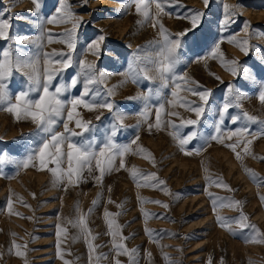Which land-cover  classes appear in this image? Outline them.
Listing matches in <instances>:
<instances>
[{
  "label": "rangeland",
  "instance_id": "obj_1",
  "mask_svg": "<svg viewBox=\"0 0 264 264\" xmlns=\"http://www.w3.org/2000/svg\"><path fill=\"white\" fill-rule=\"evenodd\" d=\"M68 4L80 24L76 33L74 63L58 80L70 83L80 70V60L94 62L97 74L101 71L107 74L104 84L93 86L101 92L97 100L105 98L115 105L113 112L78 109L83 119L91 120L96 126L93 132L85 133L84 138H95L97 148L102 146L105 136L111 132V124L115 122L114 113L119 112L125 119L124 126L118 128L114 137L115 142L130 145L139 136L137 144L132 145L133 149L137 145L142 146L154 157L155 165L145 158L146 153H129L124 157L126 167L104 175L102 182L95 178L99 172L93 168L91 174L85 170L83 179L65 190V184L52 183L53 178L47 171H38L34 167L21 169L15 163H0V264H64V260L72 264H90L84 235L68 222L87 213L90 208L93 210L87 216V223L96 237L91 242L99 246L91 264H115L116 260L129 264L127 256H117L114 251L107 220H115L122 236L127 238L120 240L117 237L118 243L138 250V264H264V243L247 242L250 229L241 231L233 223L231 226L236 230L233 234L217 222V215L236 218L242 210L249 217V222L264 233V202L260 199L264 196V182L254 181L244 170L245 167L252 169L258 174V180H264V160L245 155L243 144L236 149L243 159L237 160L235 153L227 147L235 143L237 137L225 139L224 143L211 139L218 135L217 125L221 136L247 127L249 138L264 128V125L249 123L243 117V112H248L264 121V104L258 99L264 86V0H209L207 7L203 0H178L175 4L164 5L168 14L159 19L171 33L191 27L189 19L185 18L191 12L199 10L204 13L198 28L183 38L182 46L177 50L180 62L176 72L178 75L187 74L203 88L211 89L212 95L200 123L183 128H180V117L195 119V113L179 106L173 108L168 103L176 99L171 95L172 86L156 95L158 80L153 82L142 75L135 82L129 78L130 66L137 67V57L140 58V68L152 69L153 65L148 60L155 57L159 48L156 44L161 39L159 26L152 27L151 20L138 24L137 21L143 18L136 13L132 0H68ZM225 5L237 12L227 25L224 24ZM58 6V0H41V8L37 12L32 0H0V18L11 22L10 39L0 40V53L9 47L14 55L17 49L40 57L53 50L66 52L65 44L48 43L47 35L50 33L54 40L64 39L63 33L71 28L70 23H44V39H38L41 21L54 15ZM152 12L155 13V5ZM100 36L104 40L100 43L99 56H93L88 45ZM233 36L248 40V55L227 42ZM25 38L36 43H13V40ZM221 41L220 47L226 58L239 61L237 76L226 71L218 59H203ZM82 80L81 77V83L65 93V98L71 99L82 92ZM125 80L127 82L122 83ZM22 85L23 78L15 75L9 83V90L16 94ZM229 85L235 90L231 95ZM114 86L115 94L108 97L107 89ZM149 89L152 95L147 104L151 115L144 122L140 113L146 102L135 97L148 96ZM236 92L244 97L239 102L240 107H230L221 123L223 105L226 100L234 101ZM35 96L33 94V98ZM179 96L199 103V97L188 92L181 91ZM160 104H164L166 112L180 113V117L164 115L163 119L174 121L182 136L197 131V138L185 145L184 151L170 134L176 129L167 124L159 129H149L148 124L155 123V110ZM101 113V119L96 120L95 117ZM235 116H240V119L233 123L231 118ZM70 127H75L74 123ZM57 130L63 131L62 125H58ZM35 131V125L30 121L16 122L11 114L0 111V159H24L37 147ZM249 147L256 157H264V137L254 140ZM185 152L192 154L186 155ZM36 163L38 165V161ZM119 163L120 158L117 157L116 168H119ZM133 166L144 174L156 173L158 180L165 183L156 188L137 187L128 171ZM218 177L232 191L210 185L208 178L215 180ZM139 182L144 183L143 180ZM165 187L170 194H166ZM208 192L240 201L241 206L222 207L214 212ZM94 200H98L95 205ZM142 200L160 201L168 207ZM77 204L79 212L75 208ZM105 210L119 215L105 217ZM145 212L150 214L147 218ZM57 225L66 228L67 232L58 237ZM146 228L152 230L151 235L146 233ZM73 237L78 238L73 240ZM14 242L27 247L16 249ZM18 250L25 252V257L17 256ZM148 253H151V258ZM100 254L106 258L97 262L95 257ZM164 254H167L168 261Z\"/></svg>",
  "mask_w": 264,
  "mask_h": 264
},
{
  "label": "snow or ice",
  "instance_id": "obj_2",
  "mask_svg": "<svg viewBox=\"0 0 264 264\" xmlns=\"http://www.w3.org/2000/svg\"><path fill=\"white\" fill-rule=\"evenodd\" d=\"M177 2L178 0H132V3L135 4L136 13L143 18L142 20H138L137 23L142 24L145 21L151 20L152 27L159 26L158 34L161 39L156 42V44L159 45V48L155 57L149 58L148 60V62L153 65L152 69L140 68L138 63L140 58L137 57V67L132 68L130 66L129 78L135 82L136 79L142 75L145 79L152 80L153 82L158 80L159 88L156 90V95H160L162 89L172 86L171 95L176 99L170 100L168 103L173 108L179 106L186 111L195 113V119H185L180 117V113L177 111L166 112L164 104H160L155 110V123L148 124L149 129L153 127L159 129L163 124H167L176 129V131L170 134L173 136V139L178 141L181 151H184L185 145L196 139L198 133L197 131H191L187 135L182 136L180 128L189 125L195 126L200 123L206 107L209 104L212 90L203 88L199 82L192 80L187 74L178 75L176 72L177 65L180 62L177 56V50L181 48L183 38L198 28L201 18L204 15V13L199 10L191 12L189 16L185 17L189 19L191 27L178 33H171L159 18L162 15L168 14L164 10L165 4H175ZM203 2L205 7H207L209 0H203ZM32 3L35 10L39 12L41 8V0H32ZM58 3L59 6L56 8L55 14L50 18L41 21V36L38 39L40 41H43L44 39V23L52 25L70 23L71 28L66 29L63 33V36L65 37L64 39L54 40L50 33L47 35L48 43H63L67 47L66 52L53 50L50 53H43V56L40 57L25 54L23 51L17 49L14 55L11 47H9L0 53V111H5L11 114L16 122L28 120L33 123L36 128L33 135L38 139L37 147L29 152L24 159L10 161L5 158L0 159V163H15L17 167L21 169L34 167L38 171H47L53 178L52 183L54 185L65 184V190H67V186L69 185L78 184L83 179L85 170L91 174L93 168L99 172V176L95 178L102 182L104 175L126 167L124 157L129 153H146L147 155L145 158H149L150 162L155 165L154 157L142 146L137 145L136 149H133L132 145L137 144L139 136H137L130 145H120L115 142L114 137L117 134L118 128L124 126L123 121L125 119V116L119 112L114 113L115 122L111 124V132L105 136L102 146L97 148V141L95 138H84V134L93 132L96 126L91 120L83 119L78 109L83 107L89 112L107 109L109 112H113L115 105L113 102H110L105 98H101L99 101L97 100L98 97H101V92L98 88H94L93 86L104 84L107 79V74L102 71L97 74L94 62L80 60L78 62L80 70L76 76L71 78L70 83L58 80V77H61L74 63L73 53L76 49V33L80 24V20L76 18L71 11V6L68 4V0H58ZM153 5H155V13L152 12ZM224 7V24L227 25L231 21L232 16L236 15L237 12L228 5H225ZM247 26L248 25L246 24V27ZM10 27V20L0 18V40L10 39ZM103 40L104 37L100 36L96 41L88 45V50L93 56H99L100 43ZM222 42L223 41L217 42L211 49L209 55L203 59H208L209 57L212 59H218L221 66L224 67L226 71L230 72L233 76H237L239 74V61L226 58L220 47V43ZM227 42L234 44V46L238 47L245 55L249 54L250 46L247 39L241 40L233 36ZM13 43L26 44L36 43V41H29L25 38L13 40ZM15 75H20L23 78V85L18 93L13 94L9 90V83ZM81 77L83 78L82 92L71 99L65 98V93L81 83ZM215 78L219 79V77ZM126 82L127 80L122 83ZM181 91L199 97V103L188 101L185 97H180L179 93ZM234 91L233 86L229 85V94L231 95ZM33 94H36L35 98H33ZM114 94L115 86L111 89H107L108 97H111ZM151 95L152 90L149 89L148 96L135 97V99H143L146 102L143 111L140 113V117L144 122H147L151 115V109L147 104ZM243 98L244 97L240 93L236 92L234 101L226 100L221 112V123H223V116L228 113L229 108L233 106L240 107L239 102ZM130 99L132 98L130 97ZM258 99L264 104V86H262V89L259 92ZM101 115H103V113L97 115L95 119L100 120ZM164 115L180 117V128H177L174 121H165L163 119ZM243 117L249 123H259L264 125V121L258 120L256 116H253L248 112H243ZM231 119L233 123H236L240 119V116H235ZM73 123L75 127H70V124ZM58 125H62L63 131L57 130ZM76 129H80V131H77ZM216 132L218 135L212 136L211 139L217 140L220 143H224L225 139L232 140L233 137H237L235 143L227 145V147L235 153L237 160L242 161L243 159L241 153L236 150L241 144L244 145L242 151L245 155H252L254 159L264 160V157H256L250 151L249 147L254 140L264 137V128L258 133L251 134V138H249V129L247 127L231 132L227 136H221L219 135L220 127L217 125ZM74 138L81 139L77 140ZM185 154L191 155L192 153L185 152ZM117 157L120 158L119 168L115 167ZM36 161H38V165ZM49 165H54V167H49ZM244 170L254 181L258 183L264 182V180L257 179L258 174L252 169L245 167ZM128 171L133 180L137 183V187L156 188L158 185H163L165 183L164 181L158 180L156 173L144 174L142 170L135 166L128 169ZM208 179L210 185H215L228 191H232L229 185L224 183L221 177H218L215 180H212L211 178ZM140 180H143L144 183L141 184L139 182ZM152 181H156L157 183H152ZM164 191L166 194H170L166 187L164 188ZM32 195L33 198H35V194L33 193ZM207 195L212 199L214 212L222 207L239 208L241 206L240 201H235L229 197H220L211 192H208ZM260 199L264 202V196H261ZM97 202L98 200H94L93 205ZM109 202L112 203L111 200ZM142 202H153L161 204L162 207H168V205L162 204L160 201L142 200ZM117 207H122V205H117ZM75 208L76 211L79 212V204H77ZM92 210L93 209L90 208L87 213L80 215L77 219L68 221L73 227L80 229L81 234L84 235L90 252V264L96 248L99 247L91 242L95 240L96 237L92 235L87 223V216ZM9 211L11 212V200H9ZM144 214L146 218L150 215L147 212ZM104 215L105 217H109L119 215V213L113 214L105 210ZM217 222L221 227L227 229L233 234L236 232L231 226L233 223L236 224L241 231L244 229H250L247 242L264 243V233H261L256 225L249 222V217L243 214L242 210L241 214L236 218H227L217 215ZM107 224L109 227V234L112 236L113 249L117 256L125 255L128 257L129 264H138V261L136 260L138 250L128 249L125 244L117 242V237H119L120 240L127 239L122 236L120 226L115 220H107ZM145 231L151 235L152 230L146 228ZM62 232H67V229L61 228L60 225H57V236L59 237ZM77 238L78 237H73V240ZM13 247L20 249L21 247L26 248L27 245H16L14 242ZM59 249L60 242L58 240V256L60 255ZM16 255L19 257H25L26 253L18 250ZM148 256L151 258V253H148ZM60 258L63 259L62 256ZM102 258H106L104 254L95 257L97 262ZM164 259L168 261L169 258L167 257V254H164ZM64 264H72V262L64 260ZM115 264H121V262L116 260Z\"/></svg>",
  "mask_w": 264,
  "mask_h": 264
}]
</instances>
